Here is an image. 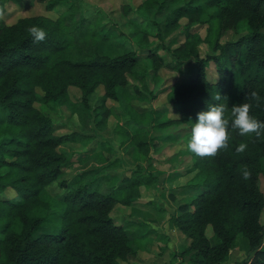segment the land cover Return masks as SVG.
<instances>
[{
	"label": "trees",
	"instance_id": "obj_1",
	"mask_svg": "<svg viewBox=\"0 0 264 264\" xmlns=\"http://www.w3.org/2000/svg\"><path fill=\"white\" fill-rule=\"evenodd\" d=\"M6 1L21 4L0 0V10ZM36 1H43L45 11L62 2L66 7L55 9L53 18L0 20V264H127L135 255L130 232L109 213L138 200L139 187L153 185L156 172L136 166L116 173L118 158L63 169L69 154L61 145L86 146L93 138L89 124L100 129L110 115L117 147L146 160L147 168L155 148L152 131L171 127L162 140L182 143L179 152L190 166L170 178L194 170L198 182L168 222L187 239L191 264H227L238 234L246 245L239 264H264V132L259 139L241 136L229 125L228 149L214 158H200L186 147L197 113L211 104L224 103L229 118L231 107L256 91L261 106L250 115L264 122V0L128 1L120 5L122 21L109 26L102 22L104 11L82 0ZM33 25L46 31L43 42L33 43L27 32ZM227 32L235 38L221 41ZM201 43L209 48L203 56ZM187 61V74L163 88L166 106L138 112L129 105V78L147 88L141 93L133 86L136 96L150 100L163 90L159 69L180 73ZM209 61L217 72L213 83L205 75ZM70 86L79 90L77 101L68 102ZM98 87L102 92L91 106ZM218 93L221 100L215 101ZM107 99L114 103L105 105ZM35 103H66L80 125L57 134L60 125ZM242 142L247 149L237 153ZM244 166L252 173L247 181Z\"/></svg>",
	"mask_w": 264,
	"mask_h": 264
},
{
	"label": "rangeland",
	"instance_id": "obj_2",
	"mask_svg": "<svg viewBox=\"0 0 264 264\" xmlns=\"http://www.w3.org/2000/svg\"><path fill=\"white\" fill-rule=\"evenodd\" d=\"M130 1L131 4H137L139 0H82V2L86 5H89L94 8H99L102 11H104V20L102 22H105L106 26H109L111 23H119L122 21V14L120 11V5L122 6L124 3ZM26 0H19V3L17 4L12 1H6L3 6L2 15H0V20L4 21L5 23L9 24L12 23L14 20H16L19 17L23 16H30V15H45L48 17H55L56 10L63 9L66 7L65 3H59L54 6V8L51 11H45L44 10V3L37 2L36 0L33 1L31 5L26 4ZM82 7V5L80 6ZM55 11V12H54ZM121 16V17H120ZM110 18V22L107 21V18ZM183 21V20H182ZM115 23V24H116ZM243 26V22L239 28ZM198 33H203V27L197 28ZM180 34V33H179ZM235 38V35L231 32H227L226 34L221 37V41L233 39ZM180 37H178V40ZM209 53V48L205 43H201L198 46V55L203 56L204 54ZM190 65V61L185 62L184 64V70L180 73H175L168 71L164 68L159 69L158 75L161 77L162 82L160 84V88L167 87L172 81L175 79H179V77H183L185 74H187L186 71H188V67ZM205 75L209 82L213 83L217 80V72L215 69V65L212 62H208L205 67ZM131 81L132 86L127 88V91L130 93L131 98L129 99V105L135 109L136 111H144L149 109L150 107L159 108L161 106H166L165 101V90L163 89L161 92L157 93L156 96L153 99L146 100L141 99L140 97L136 96V92L133 89V86H136L138 90L142 93H146L145 89L143 88L142 84H138V82L134 79L129 78ZM148 88H152V85L148 83ZM165 87V88H166ZM68 102H74L77 101L79 98V90L75 87H68ZM101 88L98 87L94 94H92V97L89 100V104L92 106L94 104L95 99L97 96L101 94ZM114 102L110 99L105 100V105H112ZM40 111L47 114L54 122H56L58 125H60L59 128L56 129L57 134L67 133L72 129H76L78 127L79 122L75 116V114H72L69 116V106H66V103L62 104H50V105H40V104H34ZM168 117H176L174 115H168ZM116 119L113 115H110L106 121V124L98 129L94 128L93 124H89V130L92 132V140L89 144L86 146L82 145H73V144H62L61 148L65 150L69 157L65 161L63 165L64 173H68L71 170L75 169H83V168H90L94 167L99 164L105 163V161H110L113 158H118L121 160L120 164L115 168L116 173L119 174H126L128 173V169L134 168V167H140L144 169H148L151 171L156 172L157 174V180L156 182L149 186H141V193L143 197H140L137 202H144L149 201L146 205H141L138 207L140 209L137 213L133 211V214H136L137 219L139 216H142L143 218H153L156 221L157 226L156 229H150V224H148L149 221H143V219H138L137 221L140 223V226L134 230L135 233H131L127 228V230L130 232L132 241L131 244L134 247L138 248L139 246H144L145 248L152 245L155 241L158 242L159 247L161 245L165 244V236H162L160 234V229L157 228L158 226H162V229H165V223H169L168 219L171 215V204H175L176 206L186 200L187 194L192 191L191 186L198 182V178L195 175V171L191 170L187 172L186 174L182 176H177L176 178H170L172 172H181L184 171L186 168L190 166V159L186 156H184L181 151L183 149V145L181 142H168L162 140L163 137L171 133L173 128H167L162 130H156L152 131V135L156 137L155 139V148L153 149L151 153V164L150 167L147 168V161L144 159H140L132 152L125 154L123 153L122 149L117 147L119 136L113 132L115 129ZM97 141H100L104 145H110L112 147L113 152H105L104 150H100L98 146L96 145ZM68 177V176H66ZM200 178V177H199ZM173 185V186H171ZM259 188L264 194V179L262 175L259 176ZM175 189V190H171ZM185 190L186 195H180L179 199L177 198L175 193H179L180 190ZM188 199V198H187ZM119 205V204H117ZM115 205V206H117ZM123 206V205H122ZM143 206V207H142ZM117 212V211H116ZM109 215L114 219V215L112 212L109 213ZM135 216V215H134ZM167 217V218H166ZM115 218H118L116 215ZM115 220V219H114ZM117 222V220H116ZM261 222L264 223V211L261 216ZM137 232L141 236H137ZM152 234L154 236L151 235ZM157 235V237H156ZM205 235L210 237L211 230L210 227L205 228ZM236 245L242 251H245L246 245L245 240L241 235H237L235 239ZM264 245V241H263ZM184 238L183 242L180 243V249L184 248ZM163 248V247H162ZM136 249V248H135ZM235 249V248H234ZM239 251V250H237ZM246 257V254H240L236 252V250H232L231 254L228 258V263L231 264H239L240 261H242ZM171 260V259H170ZM170 262V261H169ZM177 263V262H175ZM180 264L182 263L179 262ZM177 263V264H179ZM124 264V263H119ZM171 264V262H170ZM191 264V263H190Z\"/></svg>",
	"mask_w": 264,
	"mask_h": 264
},
{
	"label": "clouds",
	"instance_id": "obj_3",
	"mask_svg": "<svg viewBox=\"0 0 264 264\" xmlns=\"http://www.w3.org/2000/svg\"><path fill=\"white\" fill-rule=\"evenodd\" d=\"M0 10V15H2ZM27 32L33 39V43L43 42L46 39V31L39 26H30ZM215 101L221 100L219 93L213 97ZM227 100V97H224ZM261 96L252 91L248 94L247 101L234 104L231 107L230 117H225L226 105L224 103L211 104L207 111L197 113V120L192 124L190 137L187 140V150L200 158H214L221 150H227L229 146V125L238 130L241 136L255 134L259 139L264 132V122L250 115V111L261 106ZM247 149L246 143H240L235 151L243 153ZM242 178L247 181L251 178V171L244 166L241 169Z\"/></svg>",
	"mask_w": 264,
	"mask_h": 264
},
{
	"label": "crops",
	"instance_id": "obj_4",
	"mask_svg": "<svg viewBox=\"0 0 264 264\" xmlns=\"http://www.w3.org/2000/svg\"><path fill=\"white\" fill-rule=\"evenodd\" d=\"M171 190L173 191L175 189H171ZM141 191L142 189L141 187H139V196L143 197ZM180 195H186L185 190L182 189V191L180 190L179 193H175L176 200L177 198L179 199ZM146 204H148L147 201L137 202L136 200L135 202H133L132 204L128 206L127 205L114 206L111 212L115 214L113 216L115 221L117 220V223L124 225L125 228L131 231L132 234L135 233L134 230H136V228L140 229L139 228L140 223L137 221L138 219H143V221H149L148 224H150V229H156L155 227L157 226V224L155 222L156 221L155 219L143 218L142 216H139V218L137 219L136 217L138 216H136V214H133L132 210H134L137 213L140 210L138 209V207H140L141 205H146ZM175 208H176V205L171 204V209H170L171 214L175 212ZM116 215L118 216V218H115ZM162 226H158L157 228H161L159 233L162 234V236H165V244L159 247L158 242L155 241L152 245H150L147 248H145L144 246L138 245V248L135 247L136 248L135 255L129 259L127 264H170V262L171 264H175V262L179 263L181 261H182L181 264L191 263L190 261L191 253L185 251L188 241L184 237V235L180 231H178L176 228H174L173 226H170L169 223L167 224L165 223V229H162ZM151 235L152 234H150V236ZM137 236L139 237L141 235L137 232ZM183 238H184L185 246L184 248L180 249L179 248L180 243L183 242ZM234 250H236V252L240 253L241 255L245 254V251H242L239 248H235ZM227 264H231V263L227 262Z\"/></svg>",
	"mask_w": 264,
	"mask_h": 264
},
{
	"label": "built area",
	"instance_id": "obj_5",
	"mask_svg": "<svg viewBox=\"0 0 264 264\" xmlns=\"http://www.w3.org/2000/svg\"><path fill=\"white\" fill-rule=\"evenodd\" d=\"M175 264H177V263H175Z\"/></svg>",
	"mask_w": 264,
	"mask_h": 264
}]
</instances>
